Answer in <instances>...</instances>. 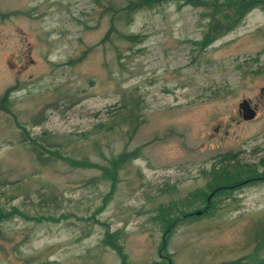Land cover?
Masks as SVG:
<instances>
[{"label": "rangeland", "instance_id": "1", "mask_svg": "<svg viewBox=\"0 0 264 264\" xmlns=\"http://www.w3.org/2000/svg\"><path fill=\"white\" fill-rule=\"evenodd\" d=\"M127 2L0 0V95L9 89L10 107L0 108V264L264 257L254 239L264 175L244 172H264V10L253 7L201 47L210 3L154 0L127 20ZM243 98L253 117L239 111ZM121 105L142 117L131 137L126 125L93 127ZM30 135L100 164L138 154L120 165L109 194L101 167L39 161ZM222 165L236 182L213 196Z\"/></svg>", "mask_w": 264, "mask_h": 264}, {"label": "trees", "instance_id": "2", "mask_svg": "<svg viewBox=\"0 0 264 264\" xmlns=\"http://www.w3.org/2000/svg\"><path fill=\"white\" fill-rule=\"evenodd\" d=\"M154 0H128L125 6H123V16L127 20H131L133 13L141 7L150 6ZM188 1V0H187ZM195 2H201L202 4L210 3L208 6L211 5V9L206 11L202 14L207 21L205 22V29L203 30V35L198 43L201 47L206 46L208 43L213 41L215 38L224 35L226 32L233 29L236 25H238L244 15L253 7H261L264 10V0H210L207 2L205 0H192ZM119 34L125 38L126 40L134 43L141 40V34H131L126 32H119ZM108 36V32L105 34V37ZM71 62V61H70ZM9 89L5 90V92L0 95V108L4 109L5 111H10L9 107ZM120 106L115 113H112L110 120L98 121L96 122L93 127L99 129H106L110 130L115 125L127 126V134L131 137L136 130L138 129L139 125L142 122V117L140 114L134 110V106ZM137 107V105H136ZM85 132V131H84ZM83 133V132H82ZM86 133V132H85ZM84 134V133H83ZM94 139V138H93ZM28 142L31 144L32 149L36 153V157L39 161H44L46 159H65L70 160L74 159V162L81 166H97L103 169L102 177L108 178L111 177L112 186L109 191V194H112L115 189V182L117 176V170L122 163H124L130 157H136L138 154V149H134L132 151H121L117 155H112L107 160V163L100 164L99 162H95L88 159H75L72 158V155L69 153L62 152L58 147H50V144L44 143L40 140L39 136H29ZM93 143V142H92ZM94 143H97L95 140ZM71 161V160H70ZM259 164L264 166V159H260ZM222 170L215 171V175L213 179L215 180V188L214 195L216 196L222 190L227 188V185L236 182L235 178L232 177L230 174L227 173L225 169V165L221 166ZM248 172V176H252L255 174L264 175V172L256 168V166L252 165L244 171ZM263 178V176H262ZM237 179V178H236ZM207 207L204 208L206 210ZM193 212H183L182 217L194 215ZM2 213L0 214V216ZM178 216H174L170 223L174 224L175 221L178 219ZM257 238V249H260L264 246V225H262V230L260 235L258 233L254 234V239ZM165 243V241H164ZM164 247V246H163ZM257 251V250H256ZM124 257V255H122ZM253 260L251 264H264V257L260 256L259 254H255L249 260ZM255 259V260H254ZM230 264H240L238 260L229 261Z\"/></svg>", "mask_w": 264, "mask_h": 264}, {"label": "water", "instance_id": "3", "mask_svg": "<svg viewBox=\"0 0 264 264\" xmlns=\"http://www.w3.org/2000/svg\"><path fill=\"white\" fill-rule=\"evenodd\" d=\"M239 111L242 113L244 118L253 117L255 114V107L251 105L250 100L247 98H243L239 101ZM201 209H196L194 213H200Z\"/></svg>", "mask_w": 264, "mask_h": 264}, {"label": "flooded vegetation", "instance_id": "4", "mask_svg": "<svg viewBox=\"0 0 264 264\" xmlns=\"http://www.w3.org/2000/svg\"><path fill=\"white\" fill-rule=\"evenodd\" d=\"M155 264H157V263H155Z\"/></svg>", "mask_w": 264, "mask_h": 264}]
</instances>
